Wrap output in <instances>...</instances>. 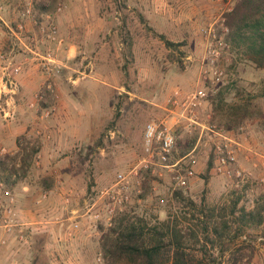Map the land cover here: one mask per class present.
Wrapping results in <instances>:
<instances>
[{
  "label": "rangeland",
  "instance_id": "374dc122",
  "mask_svg": "<svg viewBox=\"0 0 264 264\" xmlns=\"http://www.w3.org/2000/svg\"><path fill=\"white\" fill-rule=\"evenodd\" d=\"M134 1L22 2L24 8L47 5L58 26L62 46L67 47V51L73 45L78 49L73 61L53 64V71L46 73L49 80L56 84L57 97L46 93L43 100H38L34 108L41 111L43 121L50 123L56 118L54 115L60 107L72 106L73 88L87 106L88 89H91L89 84L96 73L108 75L112 85L111 112L108 113L106 109L94 121L85 122L86 128L89 124L93 129H85L84 137L76 143L59 146L56 156L40 157L45 144L39 139L45 137L47 144L52 142L48 140L49 134H43L46 132L40 130L35 131L34 135L21 137L17 152L7 149L1 155L0 169L3 170L0 181L5 188L9 189V184L23 181L30 174L34 177L41 175L45 186L59 189L63 198L69 191L75 194L67 207L64 202L57 205L63 219L61 221L66 224L63 233L50 232L49 229L37 234L39 237L34 238L38 243L37 249L26 256L29 264H105L101 245L110 227L104 223L95 227L93 222L81 215L86 213L89 203L98 200L101 191L137 163L139 159L131 158L130 153L134 149L140 151V139L143 141L147 123L167 119L168 111L164 107H169V99L174 91H192L205 83L203 77L207 62L201 33L215 18L222 19L228 28L227 15L239 0H233L231 5L228 0H142L141 10L134 6ZM60 5L64 9L57 12ZM231 7V11L227 10ZM155 16L163 18L170 25L177 22L180 30L166 29L163 20H155ZM60 17L63 23L58 20ZM109 17L114 26L122 28L118 39L123 43V48L113 51L116 58L108 66H95L92 57L97 49L102 50L105 35L103 30L94 34L93 26H102ZM88 25L91 32H88ZM223 36L227 40L228 34ZM165 41L174 46L166 45ZM219 66L225 76L219 85L206 81L209 98L204 115L209 114V124L222 132L241 139L247 137L248 141L251 139V145L257 144L254 149L258 155L251 154L252 168L241 164L245 161L246 150L242 149L239 153V168L249 175L248 180L239 182L215 172L212 152L214 139L209 131L204 130L201 136L203 130L200 127L192 132L180 128L173 161L196 147L194 154L198 162L189 186L182 189L185 200L179 201L173 197L179 190L172 189L169 176L162 180L143 172L140 177L141 193H138L139 189H133L132 201L124 212L116 215L113 224L127 213V218L142 219L147 230L154 227L163 229V223L170 220L172 224L178 223L180 227L197 232L202 228L199 225L201 219L211 226H218L224 219L230 228L223 240L215 241V249L209 242L203 248L205 240L200 244L188 240V253L198 258L206 251L207 259H214V264H227L234 258L240 259L241 264H264V98L261 96L264 92V69L255 67L247 56L234 51L233 47L223 55ZM221 90L224 97L219 104L214 99ZM53 106L57 110L49 118H44L43 112ZM67 117H71V114H62L56 121L63 123ZM169 122L173 123L172 120ZM210 162L212 166L209 169ZM189 199L195 203V207L189 204ZM103 202L100 200L96 208L104 209ZM73 204L77 205L76 209L71 208ZM257 207H263L262 224H258L254 218H248L247 224H238L237 218L242 210L253 213ZM76 210L78 213H74ZM70 218L73 219L70 221ZM73 220L82 223V230L70 240L66 233ZM26 232L30 234L31 231L25 228L24 235ZM1 239L6 244L0 247V251L8 244L3 235ZM42 242L46 245L39 248ZM241 248H244L243 251L238 253ZM27 252H30L29 249ZM99 256L102 259L100 263L97 259Z\"/></svg>",
  "mask_w": 264,
  "mask_h": 264
},
{
  "label": "crops",
  "instance_id": "0c3cea01",
  "mask_svg": "<svg viewBox=\"0 0 264 264\" xmlns=\"http://www.w3.org/2000/svg\"><path fill=\"white\" fill-rule=\"evenodd\" d=\"M22 2L23 0H0V53H6L9 59L8 62L0 61V159L3 158L1 155L7 149L17 152L21 137L34 135L37 130L46 132L43 134L48 133V140H52V142L49 141L50 148H48L47 139L45 137L41 138V140L39 139L40 142L42 141L45 144L40 152V157L46 159L48 156H56L58 152L56 149L59 146L64 144L71 145L83 138L85 129L91 131L93 127H89L88 124V128H86L85 122L94 121L93 119H96L95 117L102 111L106 112V109L108 113L111 112L112 85L109 83L108 75L96 73L89 84L91 89H88L87 106L76 95V91L73 88L72 106L70 108L60 107L54 115L56 118H53L50 123L43 121L41 111L38 108H34L37 106L38 94L48 78L46 68L43 65V57L48 50H52L56 55L54 64L58 65L66 62V60L73 61L78 54V49L73 45L67 51V47H63L61 42L47 43L41 33L40 25L47 22L46 15L51 13V11L41 12L34 6L32 7L34 16L32 19L27 14L28 7L24 8ZM141 3L142 0H135L134 6L141 10ZM154 18L158 21L163 20V27L166 26L165 28L170 31L180 30L177 27V22L170 25L163 18L158 16ZM58 20L63 23L62 17L58 18ZM135 22H137V17ZM71 24L75 26L74 21H71ZM21 26H23V30L20 29ZM121 29L113 25L110 17L106 22H103L102 26L100 24L93 26L94 34H98L103 30L105 35L102 50L97 49V52L92 57V63L95 66L101 64L108 66L113 61V58H116V54L113 51L122 50L123 43L118 39V33ZM88 32H91V29ZM95 46L99 45L95 44ZM18 65L22 67V71L17 76L19 90L16 95H10L4 85V73ZM206 103L203 106L204 111L206 110ZM164 108L168 110V106ZM66 113L68 115L71 114V117L65 118V123L56 121L59 116ZM169 118L170 115L168 113L167 119ZM142 145L143 141L140 139V151L138 148V150L134 149L130 153L131 158L139 159L143 155ZM255 146L257 144L251 145V139H249L245 147L253 149ZM190 154L191 152H188L183 156L188 162L191 156L189 158L186 156ZM196 163H198L197 160ZM241 164L251 168L253 166L252 162L243 161ZM2 170L0 169V175ZM41 178V175L34 177V175L28 174L25 176V180L16 181L8 185L15 201L14 208L17 226L9 233L0 226V236L3 235L8 242L0 251V264H11L13 261V264H29L26 256L37 249L38 243L34 239L39 237L36 236L37 234H43L49 229L50 232L61 231L63 233L62 230H64L66 224L61 221L63 219L59 220L60 215L57 208L59 203L64 202L63 193L59 189L45 186ZM2 183L0 181V208L9 202L4 194V188H1ZM71 208L76 209L77 205L73 204ZM49 209L53 211L49 212ZM72 219L70 218L69 220L71 221ZM69 227L70 225L68 229ZM25 228H31L30 234L32 235L37 232L35 235H31L32 237L26 232V236L22 241L21 230ZM45 245L46 243L42 242L39 244V248L45 247ZM28 249L30 252H27Z\"/></svg>",
  "mask_w": 264,
  "mask_h": 264
},
{
  "label": "built area",
  "instance_id": "2783aa9c",
  "mask_svg": "<svg viewBox=\"0 0 264 264\" xmlns=\"http://www.w3.org/2000/svg\"><path fill=\"white\" fill-rule=\"evenodd\" d=\"M233 0H228L230 4ZM234 2V1H233ZM233 2L231 4H233ZM230 4V5H231ZM233 6V5H232ZM64 7L60 5L57 8V12H62ZM232 10V7L227 9ZM27 14L34 18L32 6L28 7ZM47 22L40 25V30L47 43L61 42L59 39L58 26L52 19V14L46 15ZM224 21V20H223ZM23 30V26L20 27ZM229 29L224 26L222 19L215 18V20L205 27L201 33L203 39V46L206 52L207 69L204 71L203 80L206 83L207 80L214 84H220L222 82L225 72L220 68L219 64L223 55L231 50V44L223 36L228 34ZM0 61L8 62V55L6 53H0ZM55 63L54 52L48 50L43 57V65L46 68V72L53 71L51 67ZM22 71L21 65L15 66L4 73V85L9 91L10 95H16L19 90L17 82V76ZM205 83L202 86L197 87L192 91L175 90L171 98L169 99L168 113L169 119L166 120H152L147 123L144 135H143V155L139 158L128 171L118 176L116 181L101 191L98 195V200L89 203L86 206V213L81 217H87L88 221L93 222L95 227L97 224H105L109 227L113 225V220L117 214L124 212L127 205L132 201L133 189H139L138 193H141L142 173H147L152 177L159 179H166L170 177V184L174 190L186 189L189 186V181L194 176V167L196 164V147L191 151L189 162L185 157L173 161V156L177 152V139L178 131L180 128L188 129L189 132L196 130L198 127L209 131L214 139V170L217 174L224 175L228 178H235L239 182H245L248 180L249 175L239 168V153L242 149L246 150L245 161L251 163V154H256V150L246 148L245 142H248L247 137L235 136L234 134H226L219 130L215 125L209 124L211 116L209 114L204 115L203 106L209 98V93ZM56 84L49 80L44 83L42 89L38 94V100H43L46 93L56 96ZM56 107L53 106L50 109H46L43 112L44 118H49L55 111ZM206 118V121L204 120ZM170 120L173 121L170 124ZM49 137V136H48ZM247 140V141H246ZM201 141V139H199ZM264 144V143H263ZM4 194L8 198L9 202L4 204L0 208V226H2L7 233L11 232L16 224V212L14 208V198L11 191L4 187ZM64 204L67 207L75 194L73 191H69L64 195ZM46 197V196H45ZM100 200H104L103 208H96ZM164 203V200H161ZM76 211H74L75 213ZM78 213V212H76ZM62 218L59 216V220ZM104 220V221H103ZM82 223L78 220H73L70 224L69 230L66 233L68 239H73L75 234L82 230ZM45 225V224H44ZM31 230V228H29ZM21 240L25 238L23 230H21ZM86 233V230H83ZM4 239L0 240V247L5 245ZM101 262V256L98 258Z\"/></svg>",
  "mask_w": 264,
  "mask_h": 264
},
{
  "label": "trees",
  "instance_id": "16d2710c",
  "mask_svg": "<svg viewBox=\"0 0 264 264\" xmlns=\"http://www.w3.org/2000/svg\"><path fill=\"white\" fill-rule=\"evenodd\" d=\"M36 7L41 12H50L45 4ZM226 24L229 28L227 40L234 51L247 56L258 69H264V0H239L233 11L227 15ZM165 42L168 46H174L173 43ZM261 96L264 98V92ZM223 97L224 91L221 90L214 100L220 104ZM211 166L210 162L209 169ZM173 197L179 201L185 200L182 190L176 191ZM189 204L195 207L190 199ZM262 211L263 207H257L253 213L242 210L237 218L238 224H247L248 218H254L258 224H262ZM126 214L109 228L104 237L101 248L105 264H214V259H207L206 251L205 255L192 257L187 251V241L194 240L200 244L205 240L203 248L209 242L215 249V241L223 240L230 228L224 219L218 226H211L201 219L199 225L202 228L197 232L180 227L178 223L172 224L170 220L163 223V229L154 227L147 230L142 219L133 220L131 217L127 218L129 216ZM243 249H239L238 253ZM227 264H241V261L234 258Z\"/></svg>",
  "mask_w": 264,
  "mask_h": 264
}]
</instances>
